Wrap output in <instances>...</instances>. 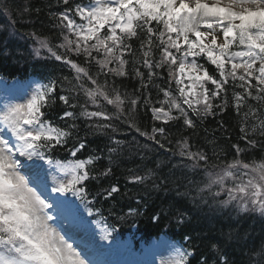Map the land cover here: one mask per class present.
Instances as JSON below:
<instances>
[{
    "label": "snow or ice",
    "instance_id": "6c2138e0",
    "mask_svg": "<svg viewBox=\"0 0 264 264\" xmlns=\"http://www.w3.org/2000/svg\"><path fill=\"white\" fill-rule=\"evenodd\" d=\"M56 5L48 14L52 35L28 34L34 40L31 55L69 69L68 75L32 81L35 87L22 102H12L15 85L0 89L5 99L0 264H110L102 258L110 248L103 241L115 229L105 224L98 241L92 225L99 222L88 218L101 214L96 208L101 199L121 190L112 183L93 192L90 185L109 177L113 158L135 147L118 138L121 126L178 155L180 167L193 176L202 174L200 180L185 175L175 190L216 218L209 231L218 234L203 241L212 255L200 252L199 264H264V0H56ZM9 53L7 40L0 39V64ZM54 106L58 121L48 116ZM229 110L240 133L230 150L218 149L213 135L211 154L193 151L190 136L208 117ZM141 113L150 114L151 131L137 122ZM176 125L190 136L177 139L173 150L170 130ZM88 134L108 140L109 166L102 170L97 162L105 157L88 152ZM70 143L72 159H55ZM129 171L133 184L156 175L153 169ZM167 184L160 177L151 187L167 191ZM135 212L130 208L128 215ZM254 216L262 221L258 238L246 226ZM175 219L187 227L192 216L177 209ZM183 240L188 246L172 245L176 255L166 264H191L198 249L190 233Z\"/></svg>",
    "mask_w": 264,
    "mask_h": 264
},
{
    "label": "trees",
    "instance_id": "16d2710c",
    "mask_svg": "<svg viewBox=\"0 0 264 264\" xmlns=\"http://www.w3.org/2000/svg\"><path fill=\"white\" fill-rule=\"evenodd\" d=\"M7 6V11H5ZM25 6H30L32 11L23 12ZM51 6V7H49ZM56 0H0V39L7 40L10 49L9 55L4 58L0 64V78L5 81L16 82L18 80H39L46 82L44 77L49 75H68L69 69L58 68L53 61L45 59H36L31 55L34 47V40L28 34L31 32H44L52 35L51 25L48 21L50 11L56 10ZM40 9L36 12L35 9ZM15 21V28L11 27ZM6 69V70H3ZM125 83H128L125 81ZM129 84L128 90H132V84ZM63 107V105H61ZM110 107V106H109ZM60 112L55 106L48 109V116L54 121H58ZM143 129L151 131L152 121L150 114L141 113L137 121ZM227 129L224 132L221 128ZM239 120L237 116L228 111L223 115L217 114L215 117H208L198 129V134L190 136V130L182 131L179 125L173 126L170 130V138L173 144L170 148L175 150V141L182 136H190L192 150L198 147L203 148L211 154L213 146L218 149L229 151V145L237 142L239 133ZM207 130V134L205 133ZM215 135L216 140L209 144L208 140ZM80 136L85 138V126L81 124ZM118 138L126 144L134 141L135 147H126L117 157L113 158L112 174L99 182L93 181L90 185L91 190L95 192L100 187H107L115 183L120 188V193L108 201L100 200L96 208L100 209V215H94L93 219H98L106 224L112 231V236L116 239H127L136 245L148 243L152 238L161 235L176 242L180 247H187L188 242L183 240V235L190 233L198 249L196 255L191 259V264H199V253L211 256L212 254L205 247L204 239L208 236L217 235L215 231H209L216 218L208 213L207 208L197 209L193 207L190 198L177 197L175 190L177 182L183 184L185 175L196 180L202 179L200 176H193L192 173L180 167L181 158L178 155L173 156L172 152H164L151 142L146 141L135 132L121 126V131L117 134ZM230 137L231 139H226ZM88 141V152L100 153L105 158L97 162L100 170L109 166L107 160L106 145L108 140L104 136L91 135L86 136ZM71 143L65 149H60L55 154V159H72L67 149L71 148ZM81 158H86L82 156ZM253 158H256L253 156ZM231 159V156H228ZM159 165V167H157ZM175 165L176 167H173ZM148 169L155 170L153 180L159 182L160 177H167V191L155 190L151 187L153 180L146 184H133L129 182L130 171L144 174ZM184 189L181 188V191ZM139 201V203H138ZM136 209L132 215H128L129 209ZM177 209L187 211L192 216V221L188 226L178 225L175 219ZM160 214L161 220L154 221L153 216ZM120 217H123L121 219ZM262 221L259 216L250 217L246 221V226H251L253 236H260V227ZM257 239V243H258Z\"/></svg>",
    "mask_w": 264,
    "mask_h": 264
},
{
    "label": "rangeland",
    "instance_id": "374dc122",
    "mask_svg": "<svg viewBox=\"0 0 264 264\" xmlns=\"http://www.w3.org/2000/svg\"><path fill=\"white\" fill-rule=\"evenodd\" d=\"M1 82H5L0 78ZM34 80H27L23 83L3 85L0 83V89H12L15 85L14 95L12 102H22V97L29 93L35 85L32 83ZM5 103L4 95L0 93V106ZM88 219L91 220L89 217ZM96 221V220H95ZM99 222V221H98ZM99 222V227L96 224L92 225V230L95 233L96 239L99 241L102 235L101 229L104 227ZM104 244L110 245V248L105 252L103 259L110 262V264H166L168 260L174 258L176 253L172 245L180 247L176 242L168 239L166 236L152 238L148 243H142L140 246L134 245L129 239H115L110 238L109 241H103Z\"/></svg>",
    "mask_w": 264,
    "mask_h": 264
}]
</instances>
